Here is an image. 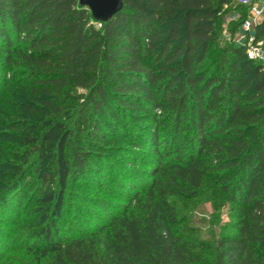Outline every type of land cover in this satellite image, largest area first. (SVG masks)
Returning a JSON list of instances; mask_svg holds the SVG:
<instances>
[{"label":"trees","instance_id":"trees-1","mask_svg":"<svg viewBox=\"0 0 264 264\" xmlns=\"http://www.w3.org/2000/svg\"><path fill=\"white\" fill-rule=\"evenodd\" d=\"M122 4L96 22L79 0H0V207L15 208H0V261L264 264V64L234 41L247 10ZM254 34L264 42V3ZM85 179L110 211L72 230L66 195ZM207 188L230 218L209 254L172 200Z\"/></svg>","mask_w":264,"mask_h":264},{"label":"rangeland","instance_id":"rangeland-1","mask_svg":"<svg viewBox=\"0 0 264 264\" xmlns=\"http://www.w3.org/2000/svg\"><path fill=\"white\" fill-rule=\"evenodd\" d=\"M228 19L224 18L223 30L220 33L219 45L229 44L233 41V38L228 32ZM264 43V42H263ZM6 98V95H2L1 99ZM3 142V141H2ZM5 142H8L5 140ZM142 168V166H140ZM95 181L98 179V182L102 186L101 189H106V176H95ZM87 188L85 190L77 192H68L66 195V203L68 209L73 214L67 218V226L72 228V230L77 229H86L91 230L96 223H99L98 216L106 219L107 214L110 210L106 209V204L110 203V198L106 197V194H102L94 188V182L89 179L84 180ZM127 183V180H124ZM81 185V182H77L76 185ZM173 202L176 205V208L180 216L179 228L183 231L188 238L195 239L205 243L204 251L209 254L214 246L216 239L224 231H227V227L230 222V218L227 213V205L216 206L215 207V198L212 197L210 189H202L197 193L193 198L187 196H181L172 198ZM112 203H116L113 202ZM218 203V202H216ZM4 205V206H3ZM12 205V206H11ZM14 203L7 200L5 204H1V207H5L6 211L8 210L7 217L8 219L13 220L15 216V208L13 207ZM0 207V208H1ZM108 207V206H107ZM1 211V210H0ZM22 209L19 210L17 215L22 214ZM16 215V216H17ZM9 221V220H7ZM7 224H2L0 221V228H5ZM67 230V228H63ZM82 231V230H80ZM0 242H6L5 239L0 238ZM6 249L0 248L1 254H7ZM8 255L13 257L8 260H1V264H20L22 260H25V263H30L31 259L25 257L22 252H10ZM1 259V258H0ZM206 261H210L209 256L205 257Z\"/></svg>","mask_w":264,"mask_h":264},{"label":"built area","instance_id":"built-area-1","mask_svg":"<svg viewBox=\"0 0 264 264\" xmlns=\"http://www.w3.org/2000/svg\"><path fill=\"white\" fill-rule=\"evenodd\" d=\"M237 3L247 10L248 16L240 25L234 41L245 48V54L249 60L264 64V43L257 41L254 34L255 27L262 19L264 0H237ZM237 19V14H234L228 21Z\"/></svg>","mask_w":264,"mask_h":264},{"label":"water","instance_id":"water-1","mask_svg":"<svg viewBox=\"0 0 264 264\" xmlns=\"http://www.w3.org/2000/svg\"><path fill=\"white\" fill-rule=\"evenodd\" d=\"M79 4L91 12L96 22L107 21L123 7L122 0H79Z\"/></svg>","mask_w":264,"mask_h":264}]
</instances>
